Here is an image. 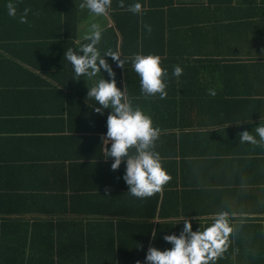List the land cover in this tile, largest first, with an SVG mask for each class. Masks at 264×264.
Returning <instances> with one entry per match:
<instances>
[{
  "label": "crops",
  "instance_id": "1",
  "mask_svg": "<svg viewBox=\"0 0 264 264\" xmlns=\"http://www.w3.org/2000/svg\"><path fill=\"white\" fill-rule=\"evenodd\" d=\"M146 1L136 3L143 4L137 15L142 20L143 12L147 23L142 20V27L136 29L135 21L129 20L131 30L142 32V40L124 41L113 14L107 11L103 17L95 16L79 7L83 0H16L17 17L0 23V47L10 49L4 57L23 68V74L11 76V85L2 86L10 97L0 92V103L3 98L6 111H2L4 120L0 122V194L10 196L4 205L13 213L9 219L14 222L23 218L32 224L36 220L40 222L37 224L54 227L73 222L75 232L68 235L65 231L60 236L86 237L84 223L106 221L97 214L114 210L112 204H104L101 209L93 203L95 195L102 194L106 187L114 190L126 185L121 178L124 163L113 171L112 161L103 156V146H110L101 141L110 110L100 115L93 110L98 103L86 98L87 87L95 79L109 77L102 70L93 80L73 79L71 64L63 59L65 50L71 47L75 51L85 42L81 37L95 22L103 30L97 45L101 54L112 49L119 51L121 59L127 58L124 68L117 70L111 57H105L115 72L117 87L126 88L133 105L141 107L159 128L158 139L165 136L170 145L161 151L174 158V167L179 169L173 184L178 180L180 187L185 186L192 195L189 198L187 194L188 201L182 206H186V216L205 212L201 220L208 226L216 213H228L233 231L215 264H264V147L239 142L242 131L255 135V126L259 121L264 123V0H215L214 7L189 4L173 19L167 9H153ZM163 1L152 0L155 5ZM6 3L0 0L1 11L7 12ZM26 7L30 9L28 22L22 24L18 17ZM148 10L149 17L162 11L166 19L170 17L179 25L172 28V37L162 40L161 29L148 23ZM167 30L172 31L170 27ZM134 53L160 57L161 67L167 69L164 99L158 94L147 97L141 93L139 76L131 66ZM174 66L183 70L179 77L172 75ZM21 83L25 89L20 94L16 84ZM209 89H214L215 95H209ZM19 113L24 116L18 118ZM60 134L70 141L57 143ZM27 168H31L28 173ZM71 197L76 200L73 204L67 201ZM141 208L128 206L124 212L133 216L122 220L142 222ZM160 218L158 214L153 223H159ZM37 233L39 238L51 236L49 230ZM90 236L110 241L97 249L99 257L94 264H115L116 236L101 231H93ZM248 236L261 240L253 244L257 251L252 254L242 243L227 248V241ZM123 237L137 239L139 244L129 241L127 246L116 248L118 256L123 255L116 264L120 260V264H136L137 250L142 264L141 234L129 232ZM7 238L17 237L11 231Z\"/></svg>",
  "mask_w": 264,
  "mask_h": 264
},
{
  "label": "clouds",
  "instance_id": "2",
  "mask_svg": "<svg viewBox=\"0 0 264 264\" xmlns=\"http://www.w3.org/2000/svg\"><path fill=\"white\" fill-rule=\"evenodd\" d=\"M7 15L17 17L16 0H7L5 4ZM79 7L87 8L95 16L103 17L111 7V0H83ZM121 7L123 4L121 3ZM140 3H134L129 11L139 13ZM29 8H24L18 17L19 23H27ZM151 31L150 26H146ZM102 28L99 23H91L81 39L85 41L77 50L68 48L63 53V59L70 62L74 73L73 79L87 77L93 80L103 70L104 76L95 79L92 86L87 87V99L94 100L99 107L94 111L100 115L109 109L106 119V133L101 136L103 156L111 160L110 168L119 169L122 162L125 165L122 179L127 185V192L136 198H147L161 191L162 187L171 179L162 165L160 153L155 150V143L159 138V128L153 125L150 115L138 105H133L126 95V88L117 87L115 72L105 57H111L117 67L124 68L127 58H122L118 50L107 49L101 54L97 45L101 41ZM133 71L139 76L141 93L147 97L156 96L160 99L167 96L165 77L167 69L161 67L160 57L155 54L134 53L131 58ZM182 68L174 66L172 75L179 77ZM209 95H215L214 89H209ZM257 137L259 139H257ZM240 143H250L264 147V123L259 121L255 126V135L250 131H242L239 135ZM110 188L106 187L105 192ZM180 233L164 235L165 242L171 247L163 250L150 246L147 249L144 264H215L216 258L223 252L225 242L233 231L230 226L228 213L218 212L215 218L203 230L192 229V223L183 219ZM155 237V231L152 233ZM136 264H141L137 261Z\"/></svg>",
  "mask_w": 264,
  "mask_h": 264
},
{
  "label": "trees",
  "instance_id": "3",
  "mask_svg": "<svg viewBox=\"0 0 264 264\" xmlns=\"http://www.w3.org/2000/svg\"><path fill=\"white\" fill-rule=\"evenodd\" d=\"M181 1H183V3ZM146 2L153 9H167L170 12V17L172 19L174 18V14L177 13L181 9V7L185 5L196 4L194 5V7H204L206 5L208 7H214V5H217V2L215 0H177L176 5L174 4V0H165L159 5H155L152 0H147ZM121 3L123 4V7H121ZM134 3H136V0H111V7L107 10L110 11L111 14H113L112 18L113 20H115L116 29L119 33H122L121 36L124 41H127L129 39L142 40V32H139V29L137 31L130 29L132 28V23L129 20L133 19L135 21L136 29L139 26L142 27L141 21L144 20L143 12L142 20H140L137 13L129 11V7ZM140 5L142 11L143 4L140 3ZM146 9L148 8L145 7V10ZM149 11L150 10L147 11V16L149 18L148 23L150 25H153L154 28L157 27L161 29L162 40L165 41V39H168V37H172L173 30H175L172 28H176L175 26L179 25L174 23L173 20L170 19V17H167L166 19L162 11H155L157 15H155L154 17H149ZM10 19L11 17L7 15V12L0 10V23H9ZM144 21L146 22V20ZM168 27L171 28V32L167 30ZM5 37L3 39H5ZM0 50V92L2 90V92H4L6 88H2V86L5 84L11 85V76H20L23 68L19 67L18 64H15L10 58L8 59L4 57V54L10 52V49L6 47H0ZM119 78L120 80H122L121 74H119ZM23 89H25V85H23L22 83L16 84V90H18L20 94ZM6 94L10 97L8 93ZM2 102L3 98L1 99L0 103V122L4 120L2 111L6 112L4 110ZM20 113L23 112L20 111ZM20 113L18 118H22L24 116V114ZM5 135H8L7 130L5 131ZM56 138V142L60 145L67 141H70L69 138H63L61 134ZM64 139H66L67 141L64 142ZM69 145L70 143L66 144V146ZM165 146L170 145L166 142L165 136H161L160 139H158L155 143V149L159 150L158 152L161 156L162 165L171 176V179L162 187L161 191L155 193L151 197L143 199L131 196L127 192V185L116 186L114 190H110L107 193L105 192V190H102V194L97 193L95 195L97 199L94 198L93 203H98L101 209H103L102 205L104 204H112L114 210L110 214L106 213V211H101L99 214H97L98 216L104 217L106 221H95L92 224L84 223L83 231L86 237L84 235L82 238L81 236L80 238H77V236L75 235L68 237L60 236V233H63L65 231L68 232V235L69 233L75 232V223L73 222H69L67 224H59L58 227H54L53 225L48 226V224H45L44 226L41 224H37L40 222H37L35 220L33 221V224L36 223L34 229H32L31 227V225L33 224L29 221L23 220V218H18L19 220L12 222L9 217L13 213L8 211L6 206H4L5 204H7L8 200H11L10 196L0 194V264H94L96 262V257H99L97 249L101 244L105 245L110 241L106 240L105 238L95 237L92 239L90 233L93 231L110 232L112 235L116 236L115 254L113 252V259L115 257V264L118 257L123 258L122 254L118 256L116 248L121 249L122 247L127 246L129 244V241H134L135 245L137 246L139 244V240H130V238L123 237V235L129 232L135 234L140 233L142 238V249L140 251L142 252V264H144V258L147 249L150 246H155L161 250L171 247L170 244L164 241L163 236L168 234L178 235L183 228V219H192L189 221L192 223V229L194 231L198 228L203 230V228L206 227L207 224L204 225V221L201 220V217L206 213L202 211H196L194 213L199 214L191 213V216L187 217L184 212L186 206L182 208L185 202L187 203L188 201L187 194L190 195L189 198H192V195L186 190L187 188H185V186L182 185V187H180V182H178V180L175 182V184H173L174 180L179 177V169L177 166L174 167V158L172 159L170 157H167L162 153L161 149ZM29 150L35 149L29 147ZM30 169L31 168H27L26 173H28ZM56 177L62 178L61 176ZM53 178H51L50 180H53ZM122 188H124L125 190H122ZM67 201L71 204L76 202V200L74 198L72 199V197L67 199ZM172 203L173 205L171 207ZM135 205H142V222H124L122 220L123 217L133 216V214L124 212V210L128 211V206ZM133 209L135 208H131V210ZM173 210L176 211L173 212ZM158 214L161 217V221H159V223L157 224H154L153 221L156 219ZM138 216L141 217V215ZM78 218H76L75 221H77ZM108 219H116V221ZM234 222L237 223L238 221ZM76 225L78 226L77 222ZM61 227H64L65 230L61 229ZM41 230H49L51 232V236H48L47 234L46 238L37 237V232H40ZM11 231L16 235L17 238H7ZM153 231H155V237L151 239ZM24 233L26 236L19 239V236ZM29 235H31V237H28ZM248 237L249 238H245L244 240L235 238L229 240V242L227 241V248L231 250L232 248H235L242 243L245 247V251L252 254L254 250L257 251V247L253 246V244H257V242L261 240L257 239V237L253 239H251L250 236ZM230 245L233 247L231 248ZM140 257V252L137 250L136 257L134 258H137L139 261H141ZM121 261L122 260H120L117 264H120Z\"/></svg>",
  "mask_w": 264,
  "mask_h": 264
},
{
  "label": "built area",
  "instance_id": "4",
  "mask_svg": "<svg viewBox=\"0 0 264 264\" xmlns=\"http://www.w3.org/2000/svg\"><path fill=\"white\" fill-rule=\"evenodd\" d=\"M114 68L117 70L121 69V67H117L116 65L114 66Z\"/></svg>",
  "mask_w": 264,
  "mask_h": 264
}]
</instances>
